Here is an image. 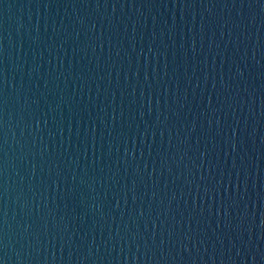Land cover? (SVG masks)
<instances>
[{
    "label": "water",
    "instance_id": "obj_1",
    "mask_svg": "<svg viewBox=\"0 0 264 264\" xmlns=\"http://www.w3.org/2000/svg\"><path fill=\"white\" fill-rule=\"evenodd\" d=\"M22 0H0V195L11 131Z\"/></svg>",
    "mask_w": 264,
    "mask_h": 264
}]
</instances>
